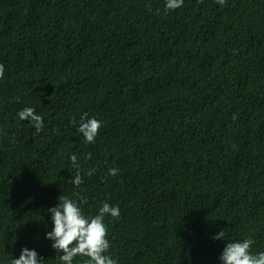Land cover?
I'll return each instance as SVG.
<instances>
[{"label": "trees", "instance_id": "16d2710c", "mask_svg": "<svg viewBox=\"0 0 264 264\" xmlns=\"http://www.w3.org/2000/svg\"><path fill=\"white\" fill-rule=\"evenodd\" d=\"M164 9L0 0V264L24 248L62 264L46 238L61 195L89 217L119 207L104 221L118 264H222L227 242L249 238L264 252V0ZM84 113L102 122L94 144Z\"/></svg>", "mask_w": 264, "mask_h": 264}, {"label": "clouds", "instance_id": "9594fccd", "mask_svg": "<svg viewBox=\"0 0 264 264\" xmlns=\"http://www.w3.org/2000/svg\"><path fill=\"white\" fill-rule=\"evenodd\" d=\"M202 2V0H201ZM220 6L226 5V0H215ZM184 0H165V13L182 7ZM151 11V6H149ZM159 11V10H157ZM5 68L0 63V79L4 78ZM21 121H30V125L35 128V134H39L44 128V119L36 114L34 108L25 107L19 113ZM235 115L233 120H235ZM76 121L73 119V124ZM102 127V122L96 118H89L87 113L80 117L78 132L81 133L88 144H94L95 139ZM91 158V154H88ZM72 166L79 168L77 157H70ZM118 168H111L108 171L109 176H116ZM91 175V173H89ZM74 186H80L83 178L77 172L75 179L71 181ZM86 199H70L67 196L59 197L58 206L51 207L49 212L53 222V228L46 234V238L53 241L52 248L57 253H62L58 259L62 264H72L77 256L86 257L83 264H118L107 253L110 250L108 238V226L105 224V217L111 216L119 219L120 209L118 206H112L108 202H103L95 216H86L82 211L80 204H87ZM225 230H221L213 239L224 240ZM255 243L252 239L243 241L227 242L220 257L222 264H264V252L253 254L252 245ZM11 264H44L42 258L38 257L35 250L24 248L18 259H11Z\"/></svg>", "mask_w": 264, "mask_h": 264}]
</instances>
